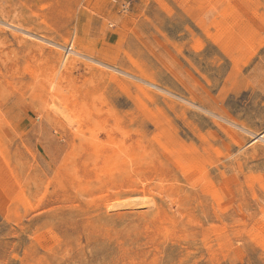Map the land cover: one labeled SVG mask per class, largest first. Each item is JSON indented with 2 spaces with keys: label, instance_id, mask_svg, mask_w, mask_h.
Wrapping results in <instances>:
<instances>
[{
  "label": "rangeland",
  "instance_id": "rangeland-1",
  "mask_svg": "<svg viewBox=\"0 0 264 264\" xmlns=\"http://www.w3.org/2000/svg\"><path fill=\"white\" fill-rule=\"evenodd\" d=\"M0 264H264V0H0Z\"/></svg>",
  "mask_w": 264,
  "mask_h": 264
},
{
  "label": "bare ground",
  "instance_id": "bare-ground-1",
  "mask_svg": "<svg viewBox=\"0 0 264 264\" xmlns=\"http://www.w3.org/2000/svg\"><path fill=\"white\" fill-rule=\"evenodd\" d=\"M13 27V26H12ZM44 40V39H43ZM78 50V51H77ZM65 55H64V58H63V62L61 63L62 65H61V67L63 66V67H65V66H67L66 65V63H65V60L67 61V58H68V56L69 55H77V57L80 55V53H79V46L78 45H72V46H70V47H67V49H66V51H65ZM86 54V53H85ZM61 55V54H60ZM76 62H77V60H72V61H70L69 63H68V65H71V67H75V64H76ZM14 64V63H13ZM77 66V65H76ZM68 67V66H67ZM66 68V67H65ZM68 68H70V67H68ZM78 68V67H77ZM67 69V68H66ZM55 71H56V69H55ZM67 71H68V69H67ZM74 73V72H73ZM68 74V73H67ZM62 75V74H61ZM62 76H64V74L62 75ZM62 76H61V79H62ZM127 76V75H126ZM130 76V75H129ZM56 77H57V75H56ZM7 80V79H6ZM60 80V79H59ZM54 83V82H53ZM58 85V84H57ZM61 89V88H60ZM3 93V92H2ZM156 93V92H155ZM192 93V92H191ZM58 103V102H57ZM53 104V103H52ZM57 109H58V107H57ZM60 111V110H59ZM61 111H63L62 109H61ZM60 111V113H62L63 115H64V117H65V119H66V122L67 121H70V119H69V117L68 116H66L67 115V113H65V111L64 112H61ZM68 124V123H67ZM73 124V123H72ZM71 124V125H72ZM92 144V143H91ZM96 146V145H95ZM76 151V150H75ZM143 156V155H142ZM89 160V159H88ZM142 161H144V160H142ZM106 165V164H105ZM132 165V164H131ZM127 166V165H126ZM116 167V166H115ZM76 168V167H75ZM120 171V170H119ZM126 172H128V171H126ZM99 188V187H98ZM162 190V189H161ZM166 191V190H165ZM160 192V191H159ZM169 192V191H168ZM195 196V195H194ZM146 198V197H145ZM191 205V204H190ZM115 220V219H114ZM137 236V235H136ZM33 237V236H32ZM134 240V239H133ZM196 243V242H195ZM175 247V246H174ZM162 258V257H161ZM160 263V262H159Z\"/></svg>",
  "mask_w": 264,
  "mask_h": 264
}]
</instances>
